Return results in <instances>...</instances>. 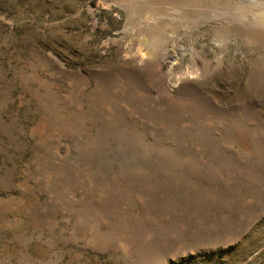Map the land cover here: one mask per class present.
<instances>
[{"label":"rangeland","instance_id":"374dc122","mask_svg":"<svg viewBox=\"0 0 264 264\" xmlns=\"http://www.w3.org/2000/svg\"><path fill=\"white\" fill-rule=\"evenodd\" d=\"M0 264H264V0H0Z\"/></svg>","mask_w":264,"mask_h":264}]
</instances>
